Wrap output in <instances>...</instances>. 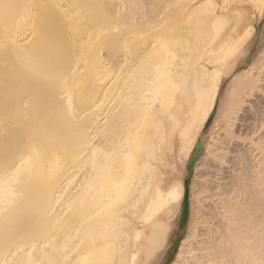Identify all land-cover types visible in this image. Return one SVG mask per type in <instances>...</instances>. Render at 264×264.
<instances>
[{
	"label": "bare ground",
	"instance_id": "1",
	"mask_svg": "<svg viewBox=\"0 0 264 264\" xmlns=\"http://www.w3.org/2000/svg\"><path fill=\"white\" fill-rule=\"evenodd\" d=\"M263 18L0 0V264H264Z\"/></svg>",
	"mask_w": 264,
	"mask_h": 264
},
{
	"label": "rangeland",
	"instance_id": "2",
	"mask_svg": "<svg viewBox=\"0 0 264 264\" xmlns=\"http://www.w3.org/2000/svg\"><path fill=\"white\" fill-rule=\"evenodd\" d=\"M263 25H264V18L258 23V32H262V31H264V27H263ZM18 35V34H17ZM26 35H28V33H26ZM2 39V40H1ZM19 39V38H18ZM21 39V38H20ZM4 40H6L5 38H0V42H1V44L3 43V41ZM0 47H1V45H0ZM208 170H209V168H207ZM208 170H206L204 167L203 168H201L199 171H198V173H199V175L198 176H201L202 178H200L199 177V181H201V183H202V181H205V180H207V179H209L210 180V178L211 177H208L209 176V174H207L209 171ZM205 173V174H204ZM206 175V176H205ZM208 175V176H207ZM205 180H204V179Z\"/></svg>",
	"mask_w": 264,
	"mask_h": 264
},
{
	"label": "water",
	"instance_id": "3",
	"mask_svg": "<svg viewBox=\"0 0 264 264\" xmlns=\"http://www.w3.org/2000/svg\"><path fill=\"white\" fill-rule=\"evenodd\" d=\"M194 159H195V157L192 158L191 162L189 163V165L187 167L188 172L191 171V167H192V164H193ZM184 187H185V197H184V201L186 202V200H187V183H186V181L184 183Z\"/></svg>",
	"mask_w": 264,
	"mask_h": 264
}]
</instances>
